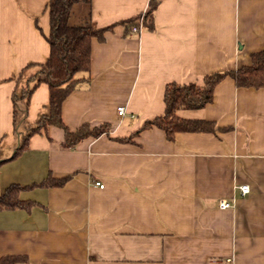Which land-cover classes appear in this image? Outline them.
Segmentation results:
<instances>
[{
  "label": "crops",
  "instance_id": "1",
  "mask_svg": "<svg viewBox=\"0 0 264 264\" xmlns=\"http://www.w3.org/2000/svg\"><path fill=\"white\" fill-rule=\"evenodd\" d=\"M150 0H90L71 7L69 24L112 28L91 41L90 70L63 101L75 131L108 124V134L63 147L49 127L0 165V195L12 185L30 209L0 211V259L15 264H264V89L226 77L212 102L180 110L224 131L144 130L164 113L169 83L203 85L210 73L250 65L264 50V0H157L153 30L127 34L121 22ZM49 0H0V160L17 145L12 92L49 55ZM49 91L32 93L26 122L47 113ZM125 114L118 116L117 108ZM51 177L61 186L39 187ZM99 182L103 188L94 183ZM247 185L242 196L239 186ZM231 205L220 209L219 203Z\"/></svg>",
  "mask_w": 264,
  "mask_h": 264
},
{
  "label": "trees",
  "instance_id": "2",
  "mask_svg": "<svg viewBox=\"0 0 264 264\" xmlns=\"http://www.w3.org/2000/svg\"><path fill=\"white\" fill-rule=\"evenodd\" d=\"M83 1L90 0H49L47 12L49 16V33L45 37L49 45V55L46 61L38 65L35 74L27 78L24 86L18 83L22 74L16 82L12 92V125L13 133L17 139V145L11 157L0 160V165L17 158L28 148L29 139L36 134H46L49 127H56L63 131V147L74 148L82 140L92 137L96 138L108 134L109 125L101 124L91 127L87 124L71 131L65 126L61 118L63 101L68 94L78 88L80 74H88L90 70L91 41L104 40V34L112 26L96 28L92 24L71 26L68 22L71 7ZM158 1L150 0L146 11L130 20L121 22L127 34L131 28L153 30L154 12ZM250 65L236 70L210 73L204 76L203 85L169 83L164 90V113L143 122L141 127L131 136L119 141H131L140 132L152 128L163 131L168 141H174L178 133H215L224 131L219 129L214 122L207 120H189L180 118L177 111L196 110L205 107L212 102L215 86L226 77L233 79L238 88L264 89V50L254 52L250 55ZM45 84L49 91V102L47 113L43 114L34 124L26 122V114L30 97L34 90ZM64 180H54L51 177L39 184V187L61 186ZM22 188L17 185L8 187L0 195V211H12L16 209L29 210L32 204L19 199ZM16 257L7 256L0 259V264H15Z\"/></svg>",
  "mask_w": 264,
  "mask_h": 264
},
{
  "label": "built area",
  "instance_id": "3",
  "mask_svg": "<svg viewBox=\"0 0 264 264\" xmlns=\"http://www.w3.org/2000/svg\"><path fill=\"white\" fill-rule=\"evenodd\" d=\"M136 32H137V28L136 27H132L131 28V33H136ZM117 114H118V116H123L125 114L124 108L123 107H118L117 108ZM94 184L96 186H98L99 188H103V185L100 184L99 182H95ZM238 188H239L240 193H241L242 196H245L249 192V188H248L247 185H241ZM218 206H219L220 209H228V208L231 207V205L229 203H226V202H220Z\"/></svg>",
  "mask_w": 264,
  "mask_h": 264
}]
</instances>
